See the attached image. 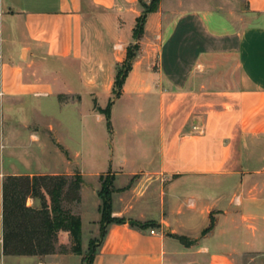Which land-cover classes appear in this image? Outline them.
Instances as JSON below:
<instances>
[{"label": "crops", "instance_id": "1", "mask_svg": "<svg viewBox=\"0 0 264 264\" xmlns=\"http://www.w3.org/2000/svg\"><path fill=\"white\" fill-rule=\"evenodd\" d=\"M150 2L0 0V264H82V256L58 252L72 246L64 231L52 255L4 253L3 181L11 175L82 176L81 202L70 207L81 217L83 253L100 235V178L112 175V217L125 223L108 226L93 264H252L264 257V0H160L119 98L154 105L157 116H124L133 132L123 134L92 183L77 169L42 170L51 145L60 146L44 116L62 127L43 104L76 107L88 89L92 98L95 73H112L114 88ZM68 64L83 68V78ZM136 131L151 137L136 138ZM33 149L40 170L28 159Z\"/></svg>", "mask_w": 264, "mask_h": 264}, {"label": "trees", "instance_id": "2", "mask_svg": "<svg viewBox=\"0 0 264 264\" xmlns=\"http://www.w3.org/2000/svg\"><path fill=\"white\" fill-rule=\"evenodd\" d=\"M160 0H151L143 4L144 12L136 20L133 37L136 44L128 47L126 58L118 70L114 83V95L119 99L126 79L132 70V61L139 50V41L144 34V25L149 13L157 11ZM113 101L105 109L99 108L105 115L109 130L112 131L111 114ZM101 176L102 187L99 197L100 235L89 243V256L84 257L82 247V221L74 214L71 205L81 202L83 178L80 175H11L3 181V231L4 253L10 256H46L57 251L58 236L61 231L68 232L72 246L62 253L83 256L82 264H93L97 250L112 224H123L124 219L112 217V195L114 178L107 181ZM40 201V206H28V199ZM148 224L145 227L151 226Z\"/></svg>", "mask_w": 264, "mask_h": 264}, {"label": "rangeland", "instance_id": "3", "mask_svg": "<svg viewBox=\"0 0 264 264\" xmlns=\"http://www.w3.org/2000/svg\"><path fill=\"white\" fill-rule=\"evenodd\" d=\"M68 65L76 70V78L78 76L83 78V68H80L77 64ZM111 75L112 73L110 72L93 74V78L98 82V87L93 89L92 98L90 96L91 90H84L82 94V102L76 107L71 106L68 108H60L58 110L55 102H53V104L52 101H47L43 104L44 108L50 110V113H53V115L62 123V127L58 128L56 122H51V120H48L49 118H47V116H44L45 118H43V122L47 127L50 125L56 127L55 135L57 139H59L60 146L51 145V150L48 155H46L44 167L42 164L40 165L34 161L33 157H35V150L33 149L34 151L28 156V159H31L32 163L30 164L32 168L36 169L37 166H39L40 170V166H42V170L47 173L66 171L68 168L71 170L77 169L86 175V180H88L89 183H92L95 180L94 173L106 170L111 165L110 160L111 155L113 154V148L115 149L118 146L119 140L123 134L126 132H133L134 122H128L124 119V116H157V111L154 105H147L148 103L146 104V102H142V100H139L138 98L136 99L127 95L119 100L116 99L113 84L111 83ZM73 91H75L73 99L78 101V93L81 90L77 87L73 89ZM110 101L114 102L111 110V122L114 127L113 131L109 130L106 116L100 114L98 111L99 108L105 109ZM141 107H143V111H140ZM32 116L33 115L30 114L26 118L32 121ZM74 116H86V122L81 124L76 118L74 120ZM148 134L149 133L136 131L134 136L140 139H150L151 134ZM23 135V139L27 141V135ZM77 153H79L80 157H77ZM115 156L113 164L116 166L118 161ZM5 158L7 163L11 159L8 153L5 155ZM67 161H70L71 164L68 165ZM102 178L109 183L112 179V175L107 174ZM93 205L94 200H92L91 197L86 203V206L89 209L87 219L90 221L97 217L96 210L92 209ZM91 237L92 234L87 231L84 239L90 240ZM85 247L87 251L84 252V257L87 258L89 256V244L87 241L85 242ZM64 248L66 249V245L62 244L58 248V252H62ZM9 264L18 263L15 259H12ZM71 264L79 263L78 260L75 259ZM252 264H264V257L254 256Z\"/></svg>", "mask_w": 264, "mask_h": 264}, {"label": "water", "instance_id": "4", "mask_svg": "<svg viewBox=\"0 0 264 264\" xmlns=\"http://www.w3.org/2000/svg\"><path fill=\"white\" fill-rule=\"evenodd\" d=\"M129 223H130V224H132V225H133V224H137V223H136V222H134V221H130Z\"/></svg>", "mask_w": 264, "mask_h": 264}, {"label": "built area", "instance_id": "5", "mask_svg": "<svg viewBox=\"0 0 264 264\" xmlns=\"http://www.w3.org/2000/svg\"><path fill=\"white\" fill-rule=\"evenodd\" d=\"M150 1H151V0H150ZM151 233H152V234H154V233H155V231H154V230H152V231H151Z\"/></svg>", "mask_w": 264, "mask_h": 264}]
</instances>
